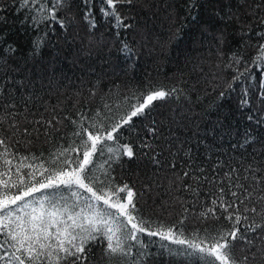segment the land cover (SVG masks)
<instances>
[{
    "label": "trees",
    "instance_id": "obj_1",
    "mask_svg": "<svg viewBox=\"0 0 264 264\" xmlns=\"http://www.w3.org/2000/svg\"><path fill=\"white\" fill-rule=\"evenodd\" d=\"M258 2L197 0L193 20L186 11L187 0H136L131 7L117 6L126 18L124 23L131 25L117 28L114 19L101 15L100 0H91L89 5L84 0H68L58 12L66 27L41 24L37 31L25 20L30 13L20 8L18 0H0V52L8 46L16 49L0 58V116L13 111L21 127L33 122L29 125L31 144L13 141V150L21 154L43 152L47 158L57 146L66 147L73 140L76 127L71 121L79 119L77 113L92 115L105 102L113 103L132 91L142 92L149 85L176 88L166 101L155 102L149 115L135 119L131 128L121 131L119 143L131 144L136 155L112 162L111 174L116 184L127 183L139 193L137 207L146 219L172 224L187 216L186 233L205 227L230 229L231 222L219 209V219L202 223L198 218L211 205L215 185L202 183L197 195L184 190L183 185L196 187L193 177L200 174V168L209 179L223 176L231 168L240 169L241 175L249 165L264 168L261 76L254 73V79L234 83L233 90L220 98V92L227 90L237 74L235 68L243 71L245 67L244 63L227 67L233 54L251 64L256 54L251 45L264 43L255 36V31L264 29L245 14ZM89 9L95 27L84 18ZM229 11L240 16L243 30L235 21L225 22ZM249 25L253 31L243 35ZM177 29L179 38L174 35ZM221 32L225 36L222 44L217 40ZM39 36L45 37L44 42L33 52L32 41ZM124 45L132 49L130 57L122 51ZM244 88L248 89L247 106L241 105ZM8 104L14 109H7ZM53 116L62 123L56 126L58 130H50V137L45 136L43 124L35 122ZM153 121L156 136L147 134ZM35 128L40 129L39 135ZM3 129L0 134L10 135L7 122ZM248 137L252 140L246 143ZM144 142L152 148H143ZM152 156L159 160L158 165ZM102 159H107V154ZM185 171L190 173L188 177H184ZM142 238L148 242V237ZM242 247L241 241L235 243L233 252L238 259L246 254ZM157 249V244L150 247L154 254ZM88 264H119V258L109 261L101 246L92 245ZM147 264L199 262L153 255Z\"/></svg>",
    "mask_w": 264,
    "mask_h": 264
},
{
    "label": "snow or ice",
    "instance_id": "obj_2",
    "mask_svg": "<svg viewBox=\"0 0 264 264\" xmlns=\"http://www.w3.org/2000/svg\"><path fill=\"white\" fill-rule=\"evenodd\" d=\"M18 3L30 13L25 20H30L37 31L41 24L66 27L58 12L67 6L68 0H18ZM84 3L89 5L91 0ZM100 3L101 15L114 19L115 27H131L124 23L126 18L117 6L131 7L136 0H100ZM186 11L195 20L192 13L198 11L197 0H187ZM261 12H264V0L249 6L245 14L252 17L258 28L264 29ZM226 17L225 22L235 21L243 30L239 15L229 11ZM84 18L95 27L91 9L85 12ZM252 31L249 25L243 35H250ZM174 35L179 38L180 30ZM255 36L258 41H264V30L255 31ZM44 38L33 39V52L40 49ZM217 40L224 42L223 32ZM251 46L256 49L251 64L236 54L230 58L227 67L241 63L245 67L243 71L235 68L237 74L227 84V90L220 92L221 99L233 90L234 83L254 79V73H258L260 99L264 101V43ZM15 50L14 46L3 48L0 58ZM122 51L129 57L132 55L128 45ZM176 92V88L149 85L142 92L132 91L113 103L105 102L92 115L77 113L79 119L71 121L76 127L73 140L66 147L57 146L47 158L43 152L21 154L11 146V142L20 144L22 140L31 144L29 125L33 122L21 127L13 111L0 116V133L5 131L6 122L10 132L8 136L0 134V264H88L92 245L101 246L109 261L119 258V264H147L153 255L195 258L199 264H264V168L249 165L243 175L240 169L231 168L223 176L213 175L211 179L200 168V174L193 177L197 186L183 185L184 190L194 195L199 194L202 183L215 185L211 205L198 218L202 223L219 219V209L226 213L223 218L231 222L228 230L205 227L186 233L187 216L172 224L146 219L137 207L139 193L127 183L116 184L111 174L112 162L122 157L131 160L136 155L131 144L119 143L121 131L131 128L135 119L149 115L155 102L166 101ZM243 95L241 105L247 106V88L243 89ZM5 107L14 109L15 106ZM248 119L253 117L250 115ZM35 123L43 124L44 135L50 137V130H58L56 126L62 121L53 116L51 120ZM34 131L39 135V128ZM147 134L157 135L155 121L147 128ZM251 140L248 137L246 143ZM142 146L152 148L147 142ZM105 154L107 159H102ZM151 159L159 164L156 156ZM189 175L184 172V177ZM183 211L187 213L188 209ZM145 236L149 238L147 243L142 238ZM237 241L242 242L241 252L246 253L239 259L233 252ZM153 244L158 245L155 254L150 251Z\"/></svg>",
    "mask_w": 264,
    "mask_h": 264
}]
</instances>
